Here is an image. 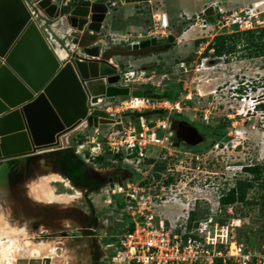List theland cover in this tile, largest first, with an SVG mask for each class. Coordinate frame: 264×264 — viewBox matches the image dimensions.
<instances>
[{"label": "rangeland", "instance_id": "374dc122", "mask_svg": "<svg viewBox=\"0 0 264 264\" xmlns=\"http://www.w3.org/2000/svg\"><path fill=\"white\" fill-rule=\"evenodd\" d=\"M79 1H86L88 5L112 2L95 41L85 46H97L103 54L107 50L124 52L128 45L152 38L157 41L154 48L144 54H117L111 57L110 62L121 74L130 70L138 74L132 89L142 90L150 97L181 100L182 113L173 115L172 119L192 126L201 139L197 145L185 149L184 152L189 154L181 153L178 159L166 160L171 168L182 170L175 171V176L187 181L196 174L224 192L238 180L252 183L242 201L218 207L212 200L209 187L201 191L186 187L178 193L184 205L169 202L161 206L164 216L172 221L178 219L176 224L183 223L188 207L186 199L198 198L199 202L186 224L189 229H197L196 232L207 237V241H216L222 239L224 232L218 229L223 228L230 241L244 243L252 254H263L264 191L260 185L264 182V46L263 41L248 40L250 34L247 31L264 28V0H148L146 3L51 0V3L57 7H73V2ZM199 1L203 2L204 8L200 10L198 6V10L190 13L188 8ZM26 4L52 47L57 42L61 48L82 54L84 46L70 47V42L65 41L66 35L62 36L63 31L58 36L55 34L56 20L49 19L34 3ZM209 6L213 13L203 16L202 12ZM169 36L174 37L172 42H168ZM69 57L63 58L62 54L60 58L64 61ZM91 134L90 128H77L61 140L60 149L26 156L23 160L0 162V165L5 164L0 179V231L11 235L23 247L37 249L40 257L52 256L54 249L47 243H36L51 241L53 236L44 233L36 238L38 223L26 227L24 220L15 215L18 214L19 195L36 179L56 171L60 157H77L74 153L76 143L86 141L85 136ZM193 154L198 156V160ZM77 160L95 176L92 185L96 191L105 184L106 174L116 171L105 164L84 163L80 156ZM179 160L183 162L179 163ZM253 166H262L260 172L247 170ZM196 168L201 172L192 171ZM52 179L59 178L54 176ZM100 189H105V186ZM75 196L79 198L78 193ZM107 198L104 192L97 197L101 205L97 212L106 217L110 226L118 229L120 225L116 219L119 216L112 206L103 202ZM75 208L81 210L78 205ZM114 234L103 240L104 248ZM104 250L106 255L109 248ZM42 251L45 255L41 254ZM105 255L101 264H106ZM18 257L22 258L14 255L12 264H19L15 261Z\"/></svg>", "mask_w": 264, "mask_h": 264}, {"label": "built area", "instance_id": "2783aa9c", "mask_svg": "<svg viewBox=\"0 0 264 264\" xmlns=\"http://www.w3.org/2000/svg\"><path fill=\"white\" fill-rule=\"evenodd\" d=\"M118 74L117 85L132 89L138 74L133 70ZM92 110L110 116L112 122L93 127L84 121L79 128H90L92 134L85 136L86 141L76 143L74 153L84 163L105 164L118 172L108 177L105 185L106 204L117 211L116 222L120 225L105 245V249L109 248L106 264H218V261L219 264H264V253L252 254L244 243L230 241L223 228L218 229L224 232L222 239L216 241H207L197 229H189L186 224L198 198L186 199L188 207L181 224L160 210L169 202L184 205L178 193L186 187L193 191L209 187L217 207L224 192L196 174L182 181L183 177L178 179L174 174L182 170L166 164L167 159L189 154L184 152L188 145L181 149L171 141L175 137L172 116L183 110L180 99L102 97L97 103L88 102V114ZM98 157L102 158L101 162L96 161ZM192 171L201 172L198 168Z\"/></svg>", "mask_w": 264, "mask_h": 264}, {"label": "water", "instance_id": "95a60500", "mask_svg": "<svg viewBox=\"0 0 264 264\" xmlns=\"http://www.w3.org/2000/svg\"><path fill=\"white\" fill-rule=\"evenodd\" d=\"M35 0H0V162L23 160L26 156L59 149L61 140L87 122L88 126L112 122L98 110L88 114V102L98 98H142L146 92L118 86L119 74L110 59L117 54L139 55L154 48L152 38L128 45L124 52L107 50L101 54L97 46H85L96 39L112 2L57 7L51 0H41L38 9L49 19L62 23V36L70 47L84 46L82 54L53 47L32 18L27 2ZM213 13L211 6L203 16ZM53 31V29H52ZM174 40L168 37V42ZM56 49L62 50V61ZM176 131L175 126L172 127ZM190 140L182 134L173 137L175 147L184 149L200 141L196 130L187 126ZM172 135V134H171ZM77 158L71 160L73 164ZM84 165L80 166V172ZM43 264H49V258Z\"/></svg>", "mask_w": 264, "mask_h": 264}, {"label": "crops", "instance_id": "0c3cea01", "mask_svg": "<svg viewBox=\"0 0 264 264\" xmlns=\"http://www.w3.org/2000/svg\"><path fill=\"white\" fill-rule=\"evenodd\" d=\"M197 3L194 7H187L190 13L204 8L203 2ZM57 167L56 171L26 186L25 192L20 193L16 201L18 214L15 215L24 220L26 227L38 223L36 238L42 237L44 233L53 236L51 241L36 243H47L53 247L54 253L49 256V264H101L105 255L103 240L118 231L110 226L104 215L97 212L101 208L97 197L101 192L106 194V188L100 189L106 182L96 191L92 185L95 179L93 173L87 166L80 172L78 161L73 164L71 158L60 157ZM54 176L59 179H52ZM39 183L44 189L40 188ZM46 190L51 193L47 197L43 195ZM77 193L79 198L75 196ZM103 202L107 203L105 200ZM77 205L82 211L75 208ZM41 254L45 255L43 251Z\"/></svg>", "mask_w": 264, "mask_h": 264}, {"label": "bare ground", "instance_id": "6f19581e", "mask_svg": "<svg viewBox=\"0 0 264 264\" xmlns=\"http://www.w3.org/2000/svg\"><path fill=\"white\" fill-rule=\"evenodd\" d=\"M41 0H35L33 1V3L35 5H37L38 2H40ZM212 6V5H211ZM57 29H55V31L58 34H61V32L65 31V28L62 26V23L57 22ZM184 35H186V32H184ZM59 49H56V52ZM59 50L57 52L58 57L60 58L63 54V58L65 57L64 52ZM60 58V59H63ZM82 127V124L81 126ZM60 147H61V143H60ZM5 170V164H1L0 165V179L4 173ZM40 188H42V183L39 185ZM44 189V187H43ZM42 192V191H40ZM44 196L47 197L48 195H50L51 193L49 191H45L43 192ZM13 236V235H12ZM4 238V241H0V264H12L14 263V255L18 254L21 257H18L15 261L19 262V264H43L45 258H49V256H43L40 257L39 256V251L37 249H30V248H26L23 247V245L21 243H16L15 239H13L11 237V235H6L3 231H0V239ZM17 240V239H16ZM38 248V247H37ZM26 257V258H23ZM28 257V258H27ZM31 261H34L33 263Z\"/></svg>", "mask_w": 264, "mask_h": 264}, {"label": "trees", "instance_id": "16d2710c", "mask_svg": "<svg viewBox=\"0 0 264 264\" xmlns=\"http://www.w3.org/2000/svg\"><path fill=\"white\" fill-rule=\"evenodd\" d=\"M148 0H125V2H134V3H146ZM76 4H82V5H88V2L86 1H79V2H73V5ZM247 33L250 34L248 37V40H257V41H263L262 46H264V28H257L255 30H249ZM177 96V95H175ZM172 98V97H171ZM225 129L221 132L222 135H224ZM97 162H101L102 158L98 157L96 158ZM262 166H253L251 168H248V171H251V173H259ZM264 170V165L263 169ZM263 182V181H262ZM252 187V183L244 180H238L235 182V185L230 188L228 191L223 192V196L220 198V205L221 206H230L233 203L237 201H242L245 197L246 190ZM260 188L264 191V182L261 183ZM241 192V193H239ZM264 203V202H263ZM219 264V261L217 262Z\"/></svg>", "mask_w": 264, "mask_h": 264}, {"label": "flooded vegetation", "instance_id": "af4514ba", "mask_svg": "<svg viewBox=\"0 0 264 264\" xmlns=\"http://www.w3.org/2000/svg\"><path fill=\"white\" fill-rule=\"evenodd\" d=\"M136 44V43H134ZM138 44V43H137ZM173 122H175V127L177 128V130L175 131V137L176 138H180V136L182 134L186 135L190 140H195L196 137H193L190 135V133H188V131L186 130V127L188 126L187 124H185L184 122H180V121H177V120H173ZM198 134L199 132L196 131ZM189 146V145H188ZM187 146V147H188ZM62 148V147H61ZM60 149V148H59ZM74 159L73 157H71V160ZM80 165V164H79ZM81 166V165H80ZM118 172H114L113 174H108L107 177H106V180L108 177H111V176H114V175H117Z\"/></svg>", "mask_w": 264, "mask_h": 264}]
</instances>
